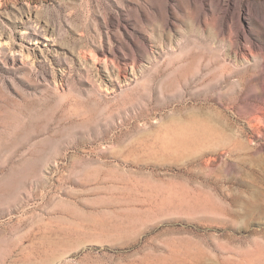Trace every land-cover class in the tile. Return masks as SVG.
Masks as SVG:
<instances>
[{"label": "rangeland", "instance_id": "obj_1", "mask_svg": "<svg viewBox=\"0 0 264 264\" xmlns=\"http://www.w3.org/2000/svg\"><path fill=\"white\" fill-rule=\"evenodd\" d=\"M0 264H264V0H0Z\"/></svg>", "mask_w": 264, "mask_h": 264}, {"label": "bare ground", "instance_id": "obj_2", "mask_svg": "<svg viewBox=\"0 0 264 264\" xmlns=\"http://www.w3.org/2000/svg\"><path fill=\"white\" fill-rule=\"evenodd\" d=\"M120 78V77H119Z\"/></svg>", "mask_w": 264, "mask_h": 264}]
</instances>
